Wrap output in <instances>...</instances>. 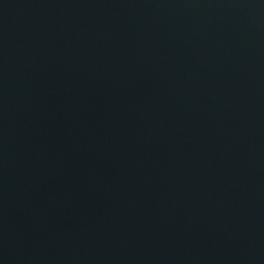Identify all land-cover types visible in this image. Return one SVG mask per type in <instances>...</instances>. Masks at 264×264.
I'll list each match as a JSON object with an SVG mask.
<instances>
[{
  "label": "water",
  "instance_id": "obj_1",
  "mask_svg": "<svg viewBox=\"0 0 264 264\" xmlns=\"http://www.w3.org/2000/svg\"><path fill=\"white\" fill-rule=\"evenodd\" d=\"M0 264H264V0H0Z\"/></svg>",
  "mask_w": 264,
  "mask_h": 264
}]
</instances>
